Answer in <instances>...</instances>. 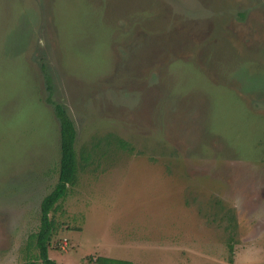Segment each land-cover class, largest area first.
<instances>
[{
    "label": "rangeland",
    "instance_id": "rangeland-1",
    "mask_svg": "<svg viewBox=\"0 0 264 264\" xmlns=\"http://www.w3.org/2000/svg\"><path fill=\"white\" fill-rule=\"evenodd\" d=\"M49 97L52 260L264 264V0H0V264L38 254Z\"/></svg>",
    "mask_w": 264,
    "mask_h": 264
},
{
    "label": "trees",
    "instance_id": "trees-1",
    "mask_svg": "<svg viewBox=\"0 0 264 264\" xmlns=\"http://www.w3.org/2000/svg\"><path fill=\"white\" fill-rule=\"evenodd\" d=\"M51 103H54L56 116L60 123V174L59 181L55 189L43 199L41 204V226L36 234L30 238L32 245L38 252L36 256L24 264H58L49 257V251L52 245L53 236L57 230L53 213L58 210L59 204L64 201L70 188L74 187L78 180L79 159L76 151L78 132L74 121L69 118L61 106L49 97ZM89 161V157L84 158ZM91 264H133L129 261L115 260L106 257H98L95 260L90 258Z\"/></svg>",
    "mask_w": 264,
    "mask_h": 264
}]
</instances>
